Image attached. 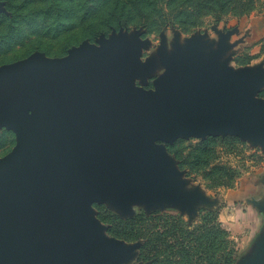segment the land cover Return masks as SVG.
Instances as JSON below:
<instances>
[{"label":"water","instance_id":"95a60500","mask_svg":"<svg viewBox=\"0 0 264 264\" xmlns=\"http://www.w3.org/2000/svg\"><path fill=\"white\" fill-rule=\"evenodd\" d=\"M126 43L119 35L102 39V51L85 42L62 59L34 54L0 67V127L16 136L0 159V264L116 261L123 246L100 240L83 215L93 201L176 194L184 177L160 164L158 141L206 134L264 145V103L246 102L257 75L224 68L215 85L213 60L198 69L190 49L181 67L167 60L157 96L143 93L132 85L140 54ZM263 255L264 236L241 264Z\"/></svg>","mask_w":264,"mask_h":264},{"label":"rangeland","instance_id":"374dc122","mask_svg":"<svg viewBox=\"0 0 264 264\" xmlns=\"http://www.w3.org/2000/svg\"><path fill=\"white\" fill-rule=\"evenodd\" d=\"M0 16L5 17L3 19L0 17L1 40L8 31L7 25L10 24L9 19L12 16L7 8V0H0ZM12 22L15 23L16 20ZM119 35H124L127 38L126 49L128 51H136L140 54L141 70L132 79V85L138 91L157 96L159 91H157L156 84L164 78L169 69L167 60H172L175 67H181L184 65L181 59L182 55L187 56L190 49H197L198 69H201L210 59L215 63L213 79L215 85L219 84L224 68H227L232 74L252 73L257 75L261 82L252 88L246 102L253 109L256 108V102L264 103V0L258 2L253 10L241 18L227 17L220 21L207 19L201 26L188 31L166 28L160 32H147L141 28H121L113 30L107 35H99L92 41L83 40L65 51L62 50V43L54 39V33L50 32L48 28L44 32L34 31V29L26 30L21 32L19 42L15 46L7 48V50L0 47V67L22 61L34 54L43 55L48 59H62L68 57L71 50H80L85 42L90 47L102 51L100 45L102 39L107 44H111L112 38ZM205 135L197 137L182 134L173 141L157 142V145L162 146L165 150L164 156L159 158L160 164L165 168H174L178 172V176L184 177L185 184L175 188L176 194L144 197L136 193L129 194L127 197L117 196L115 202L112 199H105L91 203L88 211L83 215V222L93 223L100 229V240L106 241L113 247L117 244L123 246L122 250L113 255L116 256V261L104 264H136V249L133 244L115 238L113 217L129 219L135 218L140 213L149 215L156 211L179 214L190 219L196 218L197 211L201 208L218 209L219 221L223 228L229 232L230 239L238 250L236 264H241L255 251L262 237L257 239L256 235L253 236L255 233L251 234V231L254 230L251 229L252 224L249 220L247 221L245 218L246 222L240 220L239 206L235 210L224 208V201H227L226 205L229 203L225 198L228 189L219 188L216 193L215 191L208 192L205 182L200 177L194 180L187 176V170L180 169L177 160L171 153V147L180 141L195 143L206 137ZM237 140L234 152L229 155L224 154L222 159V162L236 172L234 183L230 188H234V190L249 187L256 173L264 166V145L253 139L237 138ZM15 145V133L1 126L0 159L8 156ZM195 192L198 197L193 195ZM193 197L199 199L195 201Z\"/></svg>","mask_w":264,"mask_h":264},{"label":"trees","instance_id":"16d2710c","mask_svg":"<svg viewBox=\"0 0 264 264\" xmlns=\"http://www.w3.org/2000/svg\"><path fill=\"white\" fill-rule=\"evenodd\" d=\"M261 1L7 0L12 16L0 47L7 50L15 46L21 32L33 29L44 32L48 28L54 33V39L62 43L63 51L83 40L92 41L121 28L188 31L207 19L241 18ZM236 143L235 137L208 136L195 143L180 141L171 147V153L180 169L187 170V176L194 180L200 177L208 192L216 193L219 188H232L236 172L222 159L224 154L234 152ZM113 220L115 238L137 245L136 264L237 263L238 250L219 221L218 209L201 208L197 217L190 219L156 211L129 219L114 216Z\"/></svg>","mask_w":264,"mask_h":264},{"label":"crops","instance_id":"0c3cea01","mask_svg":"<svg viewBox=\"0 0 264 264\" xmlns=\"http://www.w3.org/2000/svg\"><path fill=\"white\" fill-rule=\"evenodd\" d=\"M226 195V200H228L229 203L224 201V208L227 209L231 208L232 210H235L237 206L240 207V220L244 221L249 220V222L252 224L251 229L254 231H251V234H254L253 236L259 237L264 236V166L256 173L255 177L251 180V184L247 188H241L234 190L228 189ZM231 202H230V201ZM222 201V202H223ZM231 203V204H230ZM236 203V205H235ZM246 222V221H244ZM253 248V247H252ZM249 261H254V256L247 258ZM256 260L259 263L264 264V255L257 257Z\"/></svg>","mask_w":264,"mask_h":264}]
</instances>
